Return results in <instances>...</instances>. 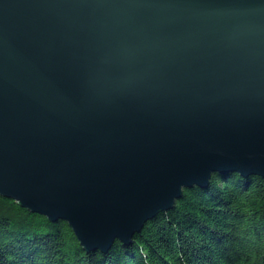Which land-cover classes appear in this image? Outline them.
<instances>
[{
  "label": "water",
  "instance_id": "obj_1",
  "mask_svg": "<svg viewBox=\"0 0 264 264\" xmlns=\"http://www.w3.org/2000/svg\"><path fill=\"white\" fill-rule=\"evenodd\" d=\"M214 172L264 178V0H0V195L106 253Z\"/></svg>",
  "mask_w": 264,
  "mask_h": 264
},
{
  "label": "trees",
  "instance_id": "obj_2",
  "mask_svg": "<svg viewBox=\"0 0 264 264\" xmlns=\"http://www.w3.org/2000/svg\"><path fill=\"white\" fill-rule=\"evenodd\" d=\"M0 264H264V178L214 172L106 253L86 251L66 221L0 195Z\"/></svg>",
  "mask_w": 264,
  "mask_h": 264
}]
</instances>
